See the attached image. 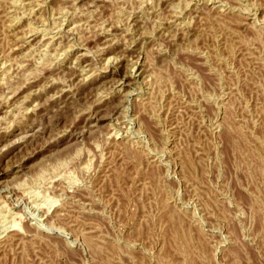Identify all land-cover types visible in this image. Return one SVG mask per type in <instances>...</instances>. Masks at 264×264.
Listing matches in <instances>:
<instances>
[{"label":"rangeland","instance_id":"374dc122","mask_svg":"<svg viewBox=\"0 0 264 264\" xmlns=\"http://www.w3.org/2000/svg\"><path fill=\"white\" fill-rule=\"evenodd\" d=\"M0 264H264V0H0Z\"/></svg>","mask_w":264,"mask_h":264},{"label":"bare ground","instance_id":"6f19581e","mask_svg":"<svg viewBox=\"0 0 264 264\" xmlns=\"http://www.w3.org/2000/svg\"><path fill=\"white\" fill-rule=\"evenodd\" d=\"M62 53V52H61ZM17 214V213H16ZM5 219V218H4ZM10 222V221H9ZM15 222V221H14Z\"/></svg>","mask_w":264,"mask_h":264}]
</instances>
